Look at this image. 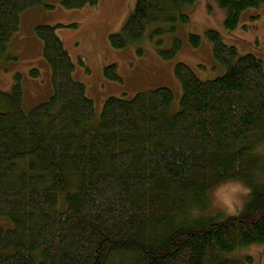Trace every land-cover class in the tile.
I'll return each instance as SVG.
<instances>
[{
  "label": "trees",
  "instance_id": "16d2710c",
  "mask_svg": "<svg viewBox=\"0 0 264 264\" xmlns=\"http://www.w3.org/2000/svg\"><path fill=\"white\" fill-rule=\"evenodd\" d=\"M99 0H61L67 9ZM197 0H138L112 48L139 40L151 24L186 22ZM43 0H0V67L14 58L8 43L22 12ZM233 31L242 13L264 0H217ZM39 24L51 70L49 99L23 107L20 75L0 89V264H253L239 250L264 245V64L238 57L209 30L213 55L226 72L202 81L176 66L181 108L171 112L168 87L109 97L96 122L95 102L73 77L75 64L57 34ZM199 46L201 37L191 35ZM174 42L171 58L181 48ZM35 77L37 68L31 70ZM121 80L116 65L104 68ZM240 179L251 188L236 215L195 214L211 189ZM210 199V198H209ZM200 213V212H199Z\"/></svg>",
  "mask_w": 264,
  "mask_h": 264
},
{
  "label": "rangeland",
  "instance_id": "374dc122",
  "mask_svg": "<svg viewBox=\"0 0 264 264\" xmlns=\"http://www.w3.org/2000/svg\"><path fill=\"white\" fill-rule=\"evenodd\" d=\"M137 1L99 0L96 6L67 9L61 0H43L40 5L22 12L19 29L7 47L8 54L14 58L6 62L7 71L0 70V89L11 91L16 77L21 74L23 89L29 88L36 101L23 102L25 110L51 96V70L43 57V43L34 33V27L39 24L58 26L57 34L75 64L73 77L86 85V95L95 102L96 122L109 97L131 99L139 92L159 87L172 90L171 112H178L183 96L182 83L176 76L179 63L188 65L202 81L224 75L225 67L213 55L212 42L207 37L209 30L219 31L226 44L237 48L238 57L252 53L264 64V5L245 10L237 28L229 31L225 26L227 12L217 0H197L185 9L189 17L186 22L151 24L139 40L125 48H112L109 35L121 33L135 12ZM191 35L201 37L199 46L191 44ZM176 40L182 42L181 48L171 58L163 57L162 54L171 51ZM113 64L117 66L121 80L113 81L104 76V68ZM33 68L39 71L35 77L31 73ZM227 183L211 189L204 208L193 209L192 213L238 214L247 196L243 198L242 205L235 206L234 211L226 210L223 205L234 199V194L226 187ZM218 189L223 191L220 197L215 198L214 206L210 199ZM7 221L9 226H0L12 227L11 221ZM0 224L7 225V222L0 221ZM238 254L252 256L253 264H264V245L242 248Z\"/></svg>",
  "mask_w": 264,
  "mask_h": 264
},
{
  "label": "clouds",
  "instance_id": "9594fccd",
  "mask_svg": "<svg viewBox=\"0 0 264 264\" xmlns=\"http://www.w3.org/2000/svg\"><path fill=\"white\" fill-rule=\"evenodd\" d=\"M252 151L254 154L264 155V141L258 142L256 145H254ZM226 187L229 189V191L232 194H234V199L228 200L223 205L224 207H226V210L228 211H234L235 206L242 205L243 198L246 197L251 191L250 186L240 179H234L228 181ZM222 191L223 189H218L213 192V197L210 199V203H212L214 206H215V198L220 197V193Z\"/></svg>",
  "mask_w": 264,
  "mask_h": 264
},
{
  "label": "crops",
  "instance_id": "0c3cea01",
  "mask_svg": "<svg viewBox=\"0 0 264 264\" xmlns=\"http://www.w3.org/2000/svg\"><path fill=\"white\" fill-rule=\"evenodd\" d=\"M4 67V68H3ZM0 70L2 71V72H4V71H7V69H6V66H1L0 67ZM87 71H89V69L87 68ZM23 88V87H22ZM34 99V96L33 95H31L30 94V90H29V88L28 89H26V90H24L23 89V102H29V103H33V102H36L35 100H33Z\"/></svg>",
  "mask_w": 264,
  "mask_h": 264
}]
</instances>
